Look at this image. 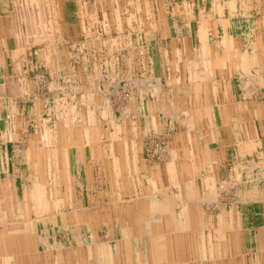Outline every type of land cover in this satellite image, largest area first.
<instances>
[{
	"label": "rangeland",
	"instance_id": "obj_1",
	"mask_svg": "<svg viewBox=\"0 0 264 264\" xmlns=\"http://www.w3.org/2000/svg\"><path fill=\"white\" fill-rule=\"evenodd\" d=\"M62 1L0 0V24L11 26L18 40L22 38L30 44L26 48L28 61L25 65L21 64L19 69L32 84L31 100L28 101V97L26 100L21 99L17 107L18 127L14 130V124H9V133L12 135L6 132L8 113L2 110L3 107L0 108V200L4 202L0 206V219L3 220L8 214L14 217L12 222L0 221V264H77V250H86L93 241L94 244H100V249L109 246L114 249L117 242L122 240L121 228L125 221L130 222L132 218L129 216L136 214L138 209L146 213L153 211L157 215L172 213L175 218L182 210L191 209L183 202L190 194L184 190L183 185L181 189L179 184L185 183V170L182 172L184 167L182 169L180 166V162L186 160L183 151L192 149L190 144L186 146L188 139H183V126L179 127L178 122H182L181 118L189 121L194 114L198 121L192 126L193 135L198 130H206L200 124L202 112L199 109L191 111L192 103L200 104V93L190 94L189 98L185 95L168 97L167 101L172 102L170 107L159 112L160 116L154 125L145 124L146 115L151 112L147 107V93L152 90H170L178 82L174 76V63L170 65L167 58L163 57L164 51L168 49L171 59L173 48L138 47L137 44L142 43L143 38L145 45L148 44V38H151L153 32L124 30V27L128 29L130 20L127 15V20L122 21L120 10L114 16L105 12V20H110L109 24L115 27L112 31H105L103 28H108L109 24H103L100 3L98 10L101 13L89 18L82 16L81 23L77 4L73 0H64V9L63 6L61 9ZM113 1L115 5L120 0ZM223 2L226 18L231 20L230 30L192 32L193 52L197 56V64H188L191 75L188 73L187 81L192 89L198 88L197 83H202L201 79H191L192 75H196L192 67L195 65L200 69V65L211 66L208 61L213 60V52L217 53L220 49L218 44L221 45L224 39L235 40L240 44L238 47L241 51H248L250 43L255 39L264 41V31L258 25L263 18L259 12L264 10V0ZM178 5L182 4L178 1ZM82 11L81 7L83 14ZM217 11L212 8L208 13L193 14V22H219L222 18ZM231 14L232 18L229 17ZM25 26L33 31L25 30ZM119 26L123 29L120 30L122 27ZM3 29L6 30L2 32L1 44L5 42L4 35H10L6 25ZM177 33L173 32V35L178 36ZM169 34L163 32L162 36ZM140 35L144 37L137 38ZM203 36L209 40L212 52H204V47L198 46ZM132 41L135 47L131 46ZM145 54L146 59H142ZM152 56L155 60L154 68L147 61ZM228 57L229 54L225 53V59ZM200 58H207L206 63H198ZM2 66V71L9 73L14 69L10 59ZM0 82L4 83V80ZM92 99L94 105L90 103ZM185 104L191 108L181 109ZM11 117L15 120L14 113ZM219 129L222 130L221 127H214V133H210L214 134L213 138H216ZM187 130L190 131V126ZM173 134L180 142L184 141V145L177 147L176 154ZM198 138L201 139L196 136ZM194 143V151L201 149L199 142ZM210 144L212 150L217 148L216 142ZM235 151L236 146H231L228 152L230 159ZM190 161L194 173L188 175L187 184L190 187L192 184L196 189L194 196L200 200L203 197L201 179H194L197 171H201V159L193 158L189 164ZM209 168V173L215 172V165ZM203 172L204 179L209 177L214 182L217 190L213 199L218 197L219 201L213 206L196 208L200 220L207 221L211 227L216 216L221 218V209L225 213L233 209L239 211L237 207L245 202L242 190L236 188L239 181L237 176L234 178L236 183L233 179L221 181L213 174L207 177L206 170ZM57 184L64 187V190L60 186L57 188ZM227 187L231 189L227 190ZM58 198H64L66 204L63 207L57 206L55 200ZM22 203V206L19 205ZM142 203L144 205L140 206ZM8 204L14 206L9 208ZM248 222L246 219V225ZM159 223L164 228L165 222ZM129 226H134V223L131 222ZM179 232L184 237L187 234ZM133 233L130 231L126 238L131 241L127 256L136 261L139 254L144 253L143 241L149 239V236L141 232V238L137 239ZM173 238L175 235L169 239ZM183 240L187 242L185 246L196 242L200 250L197 256L204 254V261H211L210 250L217 249L221 244L217 237H212L209 243L204 244L202 238L186 237ZM232 240L235 245L236 239ZM238 241L241 242V238ZM234 248L236 245H230L228 252H222L224 255L218 257L217 264H232ZM113 249L111 255L117 260L116 264H124L126 254H117ZM180 249H174L172 257L176 255L177 259H191L193 255L181 256L184 251ZM87 253V250L83 253L85 259L89 258ZM144 254L148 256L146 251ZM103 255L102 252L94 254L93 259H101Z\"/></svg>",
	"mask_w": 264,
	"mask_h": 264
},
{
	"label": "crops",
	"instance_id": "obj_2",
	"mask_svg": "<svg viewBox=\"0 0 264 264\" xmlns=\"http://www.w3.org/2000/svg\"><path fill=\"white\" fill-rule=\"evenodd\" d=\"M63 1L61 9L62 6L64 9ZM73 1L77 4L81 23H83L82 16H95L99 15L98 13H101V11L98 10V3H100L102 5L101 9H103V24L105 22L107 24L110 23V20H108L109 22L105 20L106 11L109 12L108 15L114 16V14L118 13L120 10L119 14L121 16L123 15L124 18H122V21L127 20V15L130 20L127 24L129 25L128 29L124 27V30L136 31L138 33L145 31L153 32L150 35L151 38H148V40H150L149 43L146 45L143 41L145 39L143 38L144 36L141 37L140 35V37H137L140 39L143 38L142 43L137 44L138 47L143 46L144 48L147 46L150 48L166 46V48H173L171 51V59L169 54L170 51H168V49L164 51L165 55L163 57L167 58L166 60L169 61L168 63H170V65L174 63V70L176 72L174 76L178 82H175L170 90L164 92L152 90V92L147 93V97L149 98L147 107L151 110V112L149 111L150 113L146 115L147 122L145 124L147 126L150 124L154 125L160 116L159 112H161V110H166L168 106L170 107L172 102L169 103L170 101H167L168 97L185 95V97L189 98L190 94L197 95L198 93H200L202 97L200 104L192 103V108L185 104L183 105L184 107L181 108L186 110L191 108V111L199 109L200 112H202V117L200 119L202 122H200V124L204 128L206 127V130L202 129L200 132L199 130H195L196 132L193 135L194 127L192 126H194L195 121H198L194 114L189 118V121H187L186 118H181L182 122H178L179 127L183 126V131H181V134L184 137L183 139H185V137L188 139L186 141V146L188 147V144H190V149H192V151H183L186 160L182 163L180 162V166L182 169L184 167L182 172L185 170V183L179 184L181 189L183 185L184 190L191 195H189L190 197L187 195L188 197L183 199L184 204L190 206L187 208L191 209L182 210L179 215L181 218H179V216L176 218L182 219V217L184 218L186 215L187 220L194 223L192 229L190 228L186 231L187 234H185V237L202 238L204 239L203 244L204 242L209 243V240L212 239V237H217L221 241V244L217 249H211V261H204V254H202L201 257L197 256L200 250L196 246V242L193 244L191 243L192 245L190 244L187 246L186 254L193 256H191V259L188 258L185 260L186 264H217L218 257L223 256L225 251L228 252L230 245H233V247L236 245L232 256V264H264V41H262V39L256 41L255 39L256 42L253 41L250 43V49H248V51L245 50V52L239 50L238 45L240 44L235 40L224 39L221 45L218 44V48L220 47V49L217 53L213 52V60L209 59L208 61V63H211V66L207 65L205 67V65H200V69L196 68L195 65L192 67L194 68L193 70L196 71V75H192L191 79H201L202 82H195L199 84V86L196 89H192L190 88L192 87L190 86L191 84L187 81L189 78L188 73L190 74V67L188 68V64L197 62V56L193 52L194 44L192 32L194 30L218 31L221 29L226 32L231 29V20L229 21L224 13L226 6L224 2L222 3L223 0H183V3H181V0H176L177 3H175V0H120L115 5L113 0ZM178 1L179 4L182 5H178ZM81 7L83 8V14L81 13ZM212 8L219 10L217 11V14L221 16L222 20L215 23L213 21L199 22L197 19L198 21H195L197 25L194 24L195 22H193L194 20L192 19L193 14L208 13ZM259 13L263 14V18L258 25L259 27L261 26L260 29L262 28V31H264V10ZM62 15L64 17L63 10ZM229 17L232 18V14ZM5 25L8 27L10 35H4L6 37L5 42H3V44L0 43V80H4V83L0 82V108L3 107L2 110L7 111L8 113L9 120L6 121V132L7 134L12 135L9 133V124H14V130L19 125L17 107L21 99L26 100L28 97V101L31 100L29 98L31 97L32 90L31 81H29L27 75H22L20 73L21 70L19 69L21 64L25 65L28 61V51L26 48L29 47L28 45L30 44L24 42L22 38H19L18 40L17 33H14L13 28L5 23L3 25L0 24V38L2 32H5L6 30L3 29ZM61 26H63L62 22ZM121 27L119 26V28ZM112 28H115L114 24H109L108 28L104 27L103 29L105 31L106 29H110V31H112ZM18 29H20V27ZM122 29L123 27L120 30ZM25 30L33 31V29L26 26ZM157 32L159 33L157 34ZM163 32H170V34L162 36ZM173 32H178V36L173 35ZM203 37H201L202 39L200 40L201 42L199 41L200 44L198 46H203L204 52H212L209 40L205 39V36ZM130 38H133L132 34ZM136 41H138V39ZM42 46L46 47L45 45ZM131 46L135 47L133 41L131 42ZM207 47L208 50H206ZM230 47H232V49H230ZM225 53L229 54L228 59H225ZM1 55H3V60L1 59ZM146 55L147 54L141 58L146 59ZM154 55L155 54H153V56ZM153 56L151 57L152 59L150 58V60L147 61H150L154 68L155 60ZM9 59L12 68H14L10 73L2 71V65H5ZM206 59L207 58H200L198 63H201V61L206 63ZM143 62H145V60ZM204 82L207 83L205 84ZM89 94H92V91H89ZM142 95L144 96L145 94L142 93ZM94 102V99H92L90 102L91 105H94ZM12 113H14L15 120H12ZM150 118H152V121ZM189 126L190 131L187 130V127ZM216 126L217 128L221 127L222 130L219 129L220 131L217 132L216 138H213L214 134L210 133H214V127ZM174 135L175 134L172 135V138ZM196 136H200L201 139H196ZM8 142H10V140ZM172 142L176 154L177 147L184 145V141L180 142L177 137H174ZM193 142H195L194 144L199 142L201 144V149L194 151L192 147ZM215 142L217 143V148L212 150V144L210 143ZM27 143H29V139ZM233 145L236 146L237 151H235V154H233V157L230 159L228 152ZM202 146L204 149H202ZM73 149H75V147H73ZM67 153L69 154L70 151L68 152L67 150ZM179 153H182V151ZM193 158L201 159V171H197V176H195L196 178L194 179L195 181L199 178L201 179L200 184L203 199L200 198V200L194 198V192L196 189L192 187V184L191 187L187 184L189 180L188 175L194 173L192 171L194 169L193 163L190 161L189 164V160H192ZM234 160H236V162ZM213 165L216 167L215 172L209 173L207 170ZM232 165L234 168L230 169ZM204 170L207 172V177L210 174H213L214 177L220 178L221 181L224 179H227V181L232 179L235 180L234 178L237 176L239 181L238 187L236 188L237 190H242L243 200L245 202L243 205L237 207L239 211L233 209L231 212L225 213V211L221 209V218L216 216V221L215 223H211V227L207 224V221L205 222L203 219L200 220L198 212L196 211L197 206H213L215 205V202L219 201L218 197L217 199H213L214 192L216 193L217 188L215 187L214 182L208 179L209 177L204 179ZM216 174H218V176ZM178 175L181 174L178 173ZM228 185H230L229 182ZM59 186L60 185L57 184V188ZM156 186L162 188V186ZM60 187L63 191L64 187ZM153 188L155 189V185H153ZM171 189L173 188L171 187ZM177 189H179V187ZM226 189L230 190L231 187H227ZM55 201L59 208L66 204L64 198H58V200ZM2 203L4 202L0 200V206H3ZM23 203L19 205L22 206ZM143 205V203L140 204V206ZM12 206L14 205L8 204L9 208ZM140 213H143L142 217L149 214L148 217H151L152 219L154 218L162 223L165 222L167 216H170L171 218L174 217L172 213L167 216L157 215L143 212L141 209H138L136 214L129 217L133 218ZM13 218L12 214H8L5 215L3 220L0 219V221L9 222L11 220L12 222L14 221ZM213 218H215V216ZM246 219L249 220L247 225ZM142 220L145 221V218ZM125 222L128 223L129 220ZM122 228H125V226ZM130 229H133L132 231L134 233L132 235H136L137 239L141 238V232L143 235L148 234L149 238L154 237V234L149 233L146 230L136 231L137 228L135 229L133 226ZM177 233L178 231L176 232V235ZM233 238H235L237 242L235 245L232 240ZM240 238L241 242L243 240L242 246L241 242L238 241ZM144 243L145 242L143 241V245ZM144 248L145 251L150 254L149 250L152 246H144ZM144 253H140L138 256L141 258L142 264L147 263L148 256L145 257ZM136 264H140L139 261L136 262Z\"/></svg>",
	"mask_w": 264,
	"mask_h": 264
},
{
	"label": "bare ground",
	"instance_id": "obj_3",
	"mask_svg": "<svg viewBox=\"0 0 264 264\" xmlns=\"http://www.w3.org/2000/svg\"><path fill=\"white\" fill-rule=\"evenodd\" d=\"M230 49H232V48H230ZM190 72H191V70H190ZM194 198H195V196H194ZM151 213L153 214V211ZM194 214H196V213H194ZM148 215L149 214H147L145 217H142L143 213H140L139 215L134 216L129 223H125L124 224L125 228H121V233H122L121 239L122 240L121 241L118 240L119 242H117L114 249H113V246L112 247L109 246L107 248L101 247V249H100V244H96L97 242H95V244H94V241H93L92 244H88L89 246H87L85 248L88 251V253H87L89 255L88 259H85V256L83 254L86 250H84L82 248L80 250H77V253H76V255L78 256L77 264H97V262H98V264H116L117 260L114 259L111 255L112 249H113V251L116 250L117 254H119V253H121V254L125 253L126 254V255H124L125 259H126V262L124 264H134L138 261L140 264H142L140 257H138V259L136 258V261H135V260L128 259V256H127L128 252L130 251L131 241L126 240V238H128V233H130V231L133 230V229L130 230L131 227L129 226V224L131 222L134 223L133 227H135V229L137 228L136 231H145L146 230L147 232L154 234V237H151L149 239L144 240L146 247L152 246V248L149 250L150 254H148L146 264H183L185 262V259H187V258L177 259L176 255H174L172 257V254L174 253V249H179V248H181L180 250L184 251V252H181V254H182L181 256L187 257V254H186L187 246H185L187 242H185L183 240L186 237L181 236L180 232L176 235V232L177 231L186 232L190 228L192 229L194 223L188 221L186 218V215L184 216V218L182 217V219H179V218H181L180 216L177 219L175 217L171 218L170 216L165 215V216H167L165 218V225H163L164 228L161 229V227H160L161 223H159L158 220H156L154 218L152 219L151 217H148ZM144 218H145V221L142 220ZM186 228H188V229H186ZM125 234H126V237H125ZM174 235H175V239L174 238L169 239V238H172V236L174 237ZM135 240H137V239H135ZM177 243H180V244L178 245ZM102 244H103V241H102ZM30 246H31V244H30ZM103 246H105V245L103 244ZM101 252H102V254H104L103 258L93 259L94 254H100ZM94 260H95V263H94ZM119 260L120 259H118V261Z\"/></svg>",
	"mask_w": 264,
	"mask_h": 264
}]
</instances>
